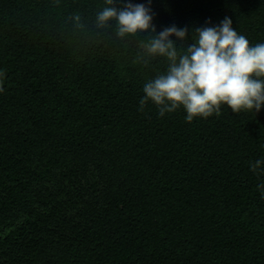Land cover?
I'll return each mask as SVG.
<instances>
[{"label": "trees", "instance_id": "1", "mask_svg": "<svg viewBox=\"0 0 264 264\" xmlns=\"http://www.w3.org/2000/svg\"><path fill=\"white\" fill-rule=\"evenodd\" d=\"M127 3L147 0L112 6ZM105 6L0 0V264H264V106L141 111L167 61L146 55L152 33L100 27ZM150 7L156 34L188 28L190 43L228 17L264 43V0Z\"/></svg>", "mask_w": 264, "mask_h": 264}, {"label": "clouds", "instance_id": "2", "mask_svg": "<svg viewBox=\"0 0 264 264\" xmlns=\"http://www.w3.org/2000/svg\"><path fill=\"white\" fill-rule=\"evenodd\" d=\"M105 2L107 6L97 13L100 27L115 21L121 38L152 33L145 45L146 55L167 61V70L144 84L141 111L148 102L161 117L183 108L188 122L214 113L219 116L221 105L234 114L260 112L264 106V43L250 46L247 38L233 29L230 18L225 17L218 26L196 28L188 43V28L172 25L156 34L151 0L147 5L127 3L121 10L112 6L114 0ZM4 75L0 71V83ZM262 163L256 160L251 170L256 172Z\"/></svg>", "mask_w": 264, "mask_h": 264}]
</instances>
